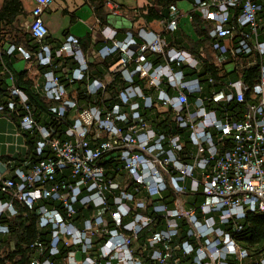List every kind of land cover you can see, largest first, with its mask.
Segmentation results:
<instances>
[{
  "label": "built area",
  "instance_id": "built-area-1",
  "mask_svg": "<svg viewBox=\"0 0 264 264\" xmlns=\"http://www.w3.org/2000/svg\"><path fill=\"white\" fill-rule=\"evenodd\" d=\"M174 1L159 31L175 33L176 3L190 5L213 65L231 73L221 85L186 78L185 70L199 75L201 59L167 50L164 38L142 28L122 41L104 37L94 70L76 38L67 35L55 50L44 42L53 0H33L27 33L37 50L16 51L29 63L34 91L54 104L55 124H38L9 86L0 115L15 114L19 132L35 134L38 161L9 175L0 162V250L9 235L2 222L19 205L37 207V229L51 233L48 256L40 242L29 245L32 264H51L59 242L80 245L95 264L88 251L104 237L101 257L115 259L116 250V264H264V247L238 237L248 215L264 216V0ZM104 8L123 16L113 2ZM252 69L257 81L249 88L241 76ZM107 154L109 170L100 164ZM85 210L90 216L77 219Z\"/></svg>",
  "mask_w": 264,
  "mask_h": 264
},
{
  "label": "trees",
  "instance_id": "trees-1",
  "mask_svg": "<svg viewBox=\"0 0 264 264\" xmlns=\"http://www.w3.org/2000/svg\"><path fill=\"white\" fill-rule=\"evenodd\" d=\"M108 0H89V6L92 8L94 16L100 23L106 24L108 13L104 8L105 3ZM175 3L174 0H148L146 4L137 9L124 10L126 15L131 18L130 24L139 22L142 28L153 23H157L165 16L166 9L169 5ZM23 6L19 0H1L0 3V105H6L8 98V88L10 85L27 100L35 112V120L42 126H48L49 123L55 124L54 120L50 118V108L54 106L53 103L44 100L33 89L35 77L31 76L27 70H15L14 64L16 62V49L21 47L26 51L35 53L37 48L32 43L27 32H23L17 22V19L23 15ZM123 12V17H124ZM191 24L194 29V33L200 38L194 42L189 38H186L180 33L181 37L187 40L190 45V50L193 54L198 55L202 60V70L199 75L193 74L185 70L184 75L186 78L197 76L201 79L204 77L210 78L215 86L221 85L223 81L231 75L229 70L223 68H216L212 64V58L210 55L209 40L205 36L204 32L200 29L201 20L198 16L193 15ZM132 29V27H131ZM128 30L127 34H136V30ZM166 33V32H165ZM170 41V45L177 44V34L174 36H167ZM116 39V37H115ZM49 42V39H45ZM188 45V46H189ZM89 46V38L85 37L78 40V47L85 50ZM13 47L14 51L8 54V48ZM146 58L152 60L150 55H146ZM183 69V68H181ZM184 70V69H183ZM242 82L245 86L251 88L257 81L256 70H246L241 76ZM246 100L248 97L246 96ZM9 117L18 128V117L15 114H7L6 110H3L2 115ZM24 141L25 152L16 156L15 158L3 157L0 158V162L8 164V175L14 169H25L29 165L36 163L38 160L34 154L35 143L37 137L34 133H21ZM100 164H103L107 170L112 167L113 156L107 154L100 160ZM16 214L8 219L4 220L2 224L7 226L9 235L6 238L1 250H0V264H32L30 262V253L28 250L29 245L40 242L44 247H48L50 240V229L38 230L37 229V207L33 210H29L24 206L15 205ZM77 219L82 217L88 218L90 216V210L79 211ZM129 222V218H122V226ZM246 230L243 236H238L244 245L249 246H262L264 247V216L248 215L245 219ZM105 229L108 231L114 229V225L107 222ZM116 231V230H115ZM121 233L128 234L123 228H120ZM106 237L101 238L98 242L94 243L91 249L88 251L89 256L94 259L95 264H116V260H109L102 258L100 254V247L105 244ZM12 246V248H11ZM57 253L51 256L49 259L51 264H68L66 258L69 253H75L78 259L86 258L82 253V247L70 246L65 247L63 243L59 242L57 245ZM49 248L45 250V256H48ZM145 257V253L141 256ZM43 264V263H40Z\"/></svg>",
  "mask_w": 264,
  "mask_h": 264
},
{
  "label": "crops",
  "instance_id": "crops-1",
  "mask_svg": "<svg viewBox=\"0 0 264 264\" xmlns=\"http://www.w3.org/2000/svg\"><path fill=\"white\" fill-rule=\"evenodd\" d=\"M23 6V15L17 19L18 25L23 32H27V27L30 25L31 9L34 5L33 0H19ZM120 6L124 10L137 9L146 4L148 0H108ZM1 3V0H0ZM89 0H53L51 7L45 12L43 16V22L47 28V37L50 41H44L52 50L57 49L64 42L67 35H70L77 40L83 39L85 37L89 38V46L82 50L80 47H77L86 59L88 57L90 63L89 65L94 70H99L98 60L95 58V54L98 50L104 45L103 38H111L114 41H122L126 37L128 30H138L142 28V25L139 22H134L131 26L129 18L124 12V17L120 18H111L108 15L106 24H102L94 16L92 8L89 6ZM183 5L182 8L179 6ZM176 7L180 12L181 16L178 20V29L175 33H165L160 32L158 25L156 23L150 24L143 27L146 32H155L159 34L166 41V48L169 49H182L184 52L193 55L201 59L198 55L193 54L190 50V45L188 44L185 38L196 42L200 38L194 33L191 20L193 15L198 16V14L192 11L190 5L186 2L176 3ZM122 12V11H121ZM122 12V14H123ZM167 16V9L165 12V18ZM199 18V17H198ZM180 33L185 37H181ZM177 34V44L170 45V41L167 36H174ZM205 34V33H204ZM29 36V35H28ZM116 37V39H115ZM45 38V39H46ZM189 45V46H188ZM178 47V48H177ZM21 48V47H19ZM24 49V48H22ZM25 50V49H24ZM210 50V55L212 58ZM152 57V60L147 59L150 62H155L156 59L152 54H147ZM16 62L14 64L15 70H26L29 63L25 62L22 57L17 53ZM24 62V68H16L17 62ZM213 64V62H212ZM214 66V65H213ZM215 67V66H214ZM218 68V67H216ZM201 70H202V60H201ZM229 70V69H227ZM230 72V71H229ZM20 134L17 125L6 115H0V158L10 157L15 158L16 156L22 155L23 149L20 148Z\"/></svg>",
  "mask_w": 264,
  "mask_h": 264
},
{
  "label": "rangeland",
  "instance_id": "rangeland-1",
  "mask_svg": "<svg viewBox=\"0 0 264 264\" xmlns=\"http://www.w3.org/2000/svg\"><path fill=\"white\" fill-rule=\"evenodd\" d=\"M180 8H182L183 7V5H180L179 6ZM16 68H18V69H23L24 68V62H22V61H20V62H17L16 63ZM20 138V148H22L23 149V152H25V146H24V141H23V137H22V135H21V133L18 135ZM137 249V252L138 251H140V249H143V246L139 243V244H137V245H135L134 247H133V250L134 249ZM109 250L106 248V249H104L103 250V254H105V253H107ZM112 253H114V254H110V256H111V258H115V260H116V250H113V252ZM115 255V256H114ZM71 257L72 256H70L69 257V259H68V264H94V262L93 261H90V260H85V258H83V259H78L77 257H76V262L75 261H71ZM109 260H113V259H109ZM118 261V264H119V260H117Z\"/></svg>",
  "mask_w": 264,
  "mask_h": 264
}]
</instances>
